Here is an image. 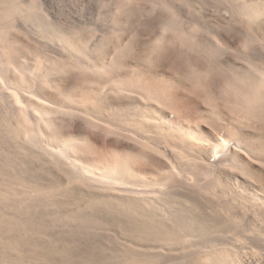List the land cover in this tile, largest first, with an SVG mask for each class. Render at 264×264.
I'll return each instance as SVG.
<instances>
[{
	"label": "bare ground",
	"instance_id": "obj_1",
	"mask_svg": "<svg viewBox=\"0 0 264 264\" xmlns=\"http://www.w3.org/2000/svg\"><path fill=\"white\" fill-rule=\"evenodd\" d=\"M19 1L0 0V21L16 11ZM140 1L148 4L139 6ZM120 2L119 9L132 4L122 12L129 19L142 18L135 44L149 38V49L144 41L147 58L165 54L175 67H187V79L200 82L212 76V96L204 93L203 110L185 111L184 103L192 97L174 92L176 79L168 90L172 86L164 82L168 73L164 76L159 59H153L154 68L151 60L153 69L137 62L138 50L124 40L128 37L119 23V28L112 25L120 31L119 46L110 49L111 36L110 47L103 38L88 50L81 33L67 30L43 10L39 24L57 50L27 39L16 21L3 24L0 264H242L241 249L175 252L186 249L182 244L187 240L225 234L232 227L226 218L212 215H223L218 204L208 211L199 200L198 191L209 192L210 178L213 184L229 173L247 178L254 161L264 164V143L256 144L261 140L257 137L252 141L255 134L249 127L264 124V0H247L243 7L241 0H207L204 13L195 3L198 17L206 15L227 44L198 19L187 18L183 8L192 7L191 0ZM239 22L244 31L237 28ZM25 88L30 90L22 93ZM217 100L230 111L222 110ZM99 113L108 119H100ZM206 125L218 134L212 135ZM97 134L126 143V151L96 156ZM142 159L148 163L140 164ZM150 169L162 177L150 178ZM174 176L190 183L178 191L159 189L162 182L176 184ZM202 178L209 182L200 183ZM261 183L249 196L264 215ZM227 205L224 212L231 208Z\"/></svg>",
	"mask_w": 264,
	"mask_h": 264
},
{
	"label": "rangeland",
	"instance_id": "obj_2",
	"mask_svg": "<svg viewBox=\"0 0 264 264\" xmlns=\"http://www.w3.org/2000/svg\"><path fill=\"white\" fill-rule=\"evenodd\" d=\"M120 1L121 0H20L18 3V8L16 9V11L11 16H9L8 18L2 19L0 21V27L9 21H16L17 24H19L20 27L23 28V30H24L23 35L27 39L28 38L31 40L35 39L39 46H42L43 48L48 49V50H52V49L57 50V45H56L55 41H52L48 38V36L45 34L43 27L39 24V20L42 19V17H43V16L41 17V15H42L41 10H43L46 13V16L49 17L50 19L62 23L67 30L71 29L73 31H77L78 33H81L80 36L84 40V46H85L86 50H88L89 47H92L96 42L103 40V38H105V41L107 42V45H108L107 40L110 41L111 39H113V37H111V36H114V39L111 40L112 44H111V41L109 42V45L112 47L110 49H113V46L115 47L116 43L119 41V40L116 41L117 38L119 37V33H120L119 30L120 29L123 30L125 28L123 30V32H124V34H126V36L124 35V37H128V38H124V40L127 39V40L131 41V43H133V44H131L130 48H132V49L136 48L138 50L139 57H138L137 62H144L145 64L147 63L146 64L147 67H149L153 63V65H151V66L154 68L155 63L157 62L156 60L159 59L158 62L160 61V62L164 63V67H165L164 71H163L164 76L166 75L165 73L171 74V73H175L176 71H178L180 73L181 68H186L185 71H184V69H182L183 72L182 71L181 72L183 74L180 73L182 75H180L178 72H176V73H178L179 75L178 74H176V75L175 74L174 75L173 74H171V75L167 74L165 77V81L164 80L163 81L167 82V83H171L170 81H174L176 79V81H174L175 84L172 82L174 84L175 89L173 88V84L171 83L172 87H169L168 90H170L172 88V89H174L175 93H176V91H177V93L178 92L179 93H181V92L186 93L187 92L188 96L190 95L189 97L190 98L192 97L193 100L191 99V101H187L186 103H184L183 108L185 111L188 110V112H189V111H192L194 109H195L194 111H197V110H199L198 108L203 110L204 107H206V105H207V103H206L205 106H203L204 103L207 101L206 99L208 97L212 96L211 93L213 91V86L210 84V82L212 80V76L204 77V79L206 81L202 80L200 82H199V79H190V78L187 79L186 78L187 75H185L187 67L184 65H182L181 68L175 67L178 65H174L175 63L172 60H170L169 58H167V56L165 54H161L160 55L161 57H159L157 55L158 58H156V60H155V58H153L155 60V63L153 62L154 60L152 58H147V56H146L147 53L145 52V51H147L146 50L147 47L145 48V45L146 46L148 45V49L152 45L151 42L147 43L149 38L144 37L145 40L143 39V43L141 45L135 44L137 42L136 41L137 37H135L136 36L135 34H137V32L139 31L140 20L142 18L140 19L137 16V17H132L129 19L126 15L127 13L126 14H123V13H125L124 11L128 12L129 10H131L132 4H130V5L127 3L121 4V9H122V11H121V9L118 8V4L121 3ZM200 1L201 2L204 1V4L201 3ZM206 1L207 0H198L199 3L196 1L193 4V0H191L192 7L190 5H187L189 7L185 6L183 8L184 14L186 15L187 11H188V15H186V16L189 20L197 19L198 14L200 13V12H198V11H200L199 9H201V13H204V10H205L204 5H205ZM34 3H37V5H34ZM195 3L197 6L195 5ZM147 4H148L147 1H145V2L140 1V4H138V5L143 6V5H147ZM202 4H203V6H202ZM195 6L198 8L199 7H201V8H199V9L197 8L196 10H194ZM191 8L192 9L194 8V9L192 10ZM118 9H119V11H118ZM194 11H196V12H194ZM118 12H120V13H118ZM123 15H126V16H123ZM194 16H196V17H194ZM125 17L127 18L128 21H126ZM116 18L119 20H117ZM120 18H121V21H120ZM114 20H116L117 23ZM124 22L128 23L129 26L126 25V23H124ZM239 23H237V28L244 31L245 30L244 28H246V26L242 25L243 22H242V24L241 23L239 24ZM113 24L116 27H118V25H119V27H120V28L118 27L119 30H118V28H116L118 31L113 29L115 27V26L114 27L112 26ZM241 28H243V29H241ZM111 30H113V31H111ZM112 32H117L118 36H117V33H114V35H112L111 34ZM132 35H134V36H132ZM107 37H109L110 39ZM150 39L152 40V38H150ZM144 41L145 42L147 41L146 42L147 44ZM118 43H117V45H118ZM144 43H145V45H144ZM109 45H108V47H110ZM142 48H143V50H142ZM144 48H145V50H144ZM142 51L145 53V55ZM140 54H143L145 59H143V56L141 55L142 58L140 60V57H141ZM157 56H155V57H157ZM228 57H229L228 59H230V60L233 59V56L231 54H229ZM151 60H152V63H151ZM172 62L174 64H172ZM133 64H134V66L139 65V63L136 64V61ZM145 64H143V66H145ZM148 64H149V66H148ZM170 64L172 65L173 68L175 67V68H179V69L174 68V70H176V71L170 72L173 70V68L169 69L168 68L169 66L167 67V65H170ZM140 65H142V64H140ZM171 65H170V67H171ZM145 67H143V68H145ZM147 67H146V69L150 68V67L149 68H147ZM152 67H151V69H153ZM166 71H168V72H166ZM67 75H68V77L65 75L64 80L69 79V77L71 76L70 73ZM172 75H173L174 79H173ZM168 76H169L170 80H168L169 79ZM176 76H177V78L179 76L181 80L180 79L177 80ZM166 78H168V79L166 80ZM209 78H210V80H209ZM185 79L188 81H185ZM201 79H203V77ZM189 80H190V82L193 80L192 82H194V83L198 82L201 85L198 84V87H197L196 84L190 83ZM178 84H180L179 88H178ZM191 84H193V85H191ZM208 84L212 87L207 86ZM75 85H76V82H75ZM194 85L196 86V88ZM206 86L208 87V89ZM76 87H77V85H76ZM77 88H79V87H77ZM77 88H74V85H73L74 90ZM193 88H195L197 91ZM180 89H181V91H180ZM182 89H183V91H182ZM203 89L204 90L206 89V90L203 92ZM27 90H30V89L25 88L22 93H25ZM76 91H78V93H79V89H77ZM193 91H195V92H193ZM3 92L4 91L1 90L2 95L4 94ZM174 92H173V94H174ZM170 93L172 94V90L168 91V94H170ZM204 93L206 94L205 95L206 97L208 96L207 98L205 97L206 99L203 98ZM207 93H210L211 95L207 94ZM195 94H197L196 98H195ZM199 95L200 96L202 95L201 98ZM188 102H190L192 104H190ZM193 102H195V103H193ZM217 102H218L217 104L220 106V108L222 107L221 108L222 110L225 109V111L228 112L229 109L228 108L226 109V107H225L226 103L225 102H223L222 100H221V102H220V100H217ZM202 103H203V105H202ZM186 105L187 106L189 105L188 108L186 107L187 109L185 108ZM191 108H194V109H191ZM253 125H255V126H253ZM208 127H209V129H208ZM249 127H250L251 131L255 134L252 141L254 139H256V137H257V139H261V140H258L259 141L258 142L256 139V140H254V143L257 141L256 144H258V143L263 144L264 141L263 142H261V141L264 139L263 138L264 137L263 136L264 124H251V126H249ZM206 130L208 132H210V130H211L210 133H212V135L218 134L217 131H214V129H212L208 125H206ZM255 132L259 135L257 136V134ZM94 138H95L94 143L97 145L96 156H98V157L103 158V156H110L113 149L119 150V151L121 150V152H123L125 149V151H126L127 144L126 143L121 144L117 141L115 142L113 140L112 136L111 137L106 136V138H107L106 139V138H103V136L101 134H97L94 136ZM99 155H101V156H99ZM156 158H158V157L156 156ZM142 161H144V162H142ZM140 162H139L140 164H142V163L145 164L146 162L148 163V161H145L144 159H142ZM263 165L264 164L261 162L254 161L252 163V168L250 169L251 174H250V176H247V178L245 176H241L240 174H237V176L235 178V176L232 177V175H230V173H229L228 177L224 174L223 176H225V177L222 176L224 179H221L220 182L217 184L212 183L213 182L212 178H210V183H208L209 181H206L205 179L202 178L201 180H203V181H199L200 183H202V184L208 183L212 186L210 187V190H209L210 193L209 192L202 193V192L198 191L199 194L197 193V195L199 197L200 202L203 203L204 205L206 204L204 207L208 211H212V208L214 209L215 207H217V209H218L220 207L218 210L223 215L217 216V214L215 212H212V215L214 217L226 218V220L233 223L232 227L230 228V230L227 233L225 232V234L222 232H217V233L210 234L208 236H202V237L194 238L193 240H187L188 242H185V243L183 242V244H182V245L186 246V249L177 251L175 253H178V254L190 253V252L193 253L194 252L193 250H196V251L198 250L197 252H202V250H206V249L208 250L210 248H216V247H222L223 246V247L232 248V249H241V251H242V257H241L242 258V264H264V217H263L264 215L261 212L262 209H259L260 206L257 204L259 207H256V204H254V202H252L253 200L249 196L252 194L251 190L254 189L253 187L259 185L258 183H260V180L262 182L261 184L264 183V166ZM232 173L233 172H231V174ZM147 174L150 178H153V177H156V175H159L157 170H153V169L148 170ZM160 175H159V177H162L163 174H160ZM174 178H175V176H174ZM175 179L177 180V182L175 181L176 184L162 182V184L159 186L160 187L159 189L160 190L174 189V190L178 191L181 188H184L182 186H187L188 183H190L189 181L183 182L182 181L183 179H181L180 177L175 178ZM192 179H194V178H192ZM227 179H229V180H227ZM262 179H263V181H262ZM198 180H200V178H197V181ZM207 180H209V178H207ZM225 182L228 184L227 186H229V188L232 186L230 189L226 188V191H224L225 190L224 185H226ZM182 183H184V184L181 185ZM222 187H224V188H222ZM150 188L152 189V187H150ZM221 188L223 190H221ZM195 190L197 191L198 189H195ZM222 191L224 192L223 194H222ZM250 192H251V194H250ZM232 195L234 197H232ZM238 195H239V197H238ZM227 200H229V202ZM231 200H234V201L237 200L239 202V205H238V202H234ZM249 200H251L250 202L253 203L252 205L249 202ZM226 202L228 203V205ZM231 202H232V204H231ZM233 202H234V204H233ZM217 204L219 205V207ZM226 205H227V207L228 206L231 207V208L228 207V210L230 209L229 212H226V211H228L227 209L224 212V210L222 208V207H226ZM241 206H244V207H241ZM256 232L260 233L261 235L257 234Z\"/></svg>",
	"mask_w": 264,
	"mask_h": 264
},
{
	"label": "snow or ice",
	"instance_id": "obj_3",
	"mask_svg": "<svg viewBox=\"0 0 264 264\" xmlns=\"http://www.w3.org/2000/svg\"><path fill=\"white\" fill-rule=\"evenodd\" d=\"M247 3V0H241L239 6L243 7L245 4ZM197 19L199 20V22L204 26V27H207L209 28L211 31L213 32H216V34L218 36H220V39L223 40L226 44L228 43V41L225 40V38L223 37V35H221L217 30L216 28L214 27V25H212L211 23L208 22V17L206 15H202V16H199L197 17ZM79 102V100H78ZM89 111H91V109H87ZM99 118L102 119V120H107L108 118L103 114V113H99ZM108 122H113L111 120H109Z\"/></svg>",
	"mask_w": 264,
	"mask_h": 264
}]
</instances>
